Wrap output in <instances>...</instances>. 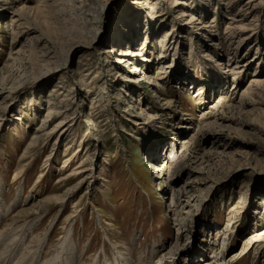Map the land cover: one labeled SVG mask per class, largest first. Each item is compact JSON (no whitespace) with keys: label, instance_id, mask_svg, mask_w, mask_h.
Returning a JSON list of instances; mask_svg holds the SVG:
<instances>
[{"label":"rangeland","instance_id":"rangeland-1","mask_svg":"<svg viewBox=\"0 0 264 264\" xmlns=\"http://www.w3.org/2000/svg\"><path fill=\"white\" fill-rule=\"evenodd\" d=\"M244 1L0 0V264H264V0L233 29Z\"/></svg>","mask_w":264,"mask_h":264},{"label":"bare ground","instance_id":"bare-ground-1","mask_svg":"<svg viewBox=\"0 0 264 264\" xmlns=\"http://www.w3.org/2000/svg\"><path fill=\"white\" fill-rule=\"evenodd\" d=\"M40 2V4H38L36 7H29L28 5H21L20 7H19V10H16L15 12H14V15L15 16H17L19 19H28L30 16H31V14L32 13H37L38 11H47V9H49V8H52L53 9V7L55 8V6L54 5H56L57 4V2H58V0H39ZM257 0H245L244 1V3H239L238 4V6H237V8H236V5H227V9L228 10H231V11H233V13L231 14L232 16H230L228 19L232 22V24H234V23H239V24H234V26H233V29H237V28H241V26H243V25H246V23L244 24V20H246L245 19V14H249L250 13V11H251V9L253 8V7H255V5H256V3H254V2H256ZM60 2V1H59ZM62 3V2H61ZM60 3V4H61ZM59 7V6H58ZM50 10V9H49ZM245 10H247L248 12H246ZM45 13V12H44ZM240 65V64H239ZM260 80H257V79H253V81H252V85L251 86H253V88H251V87H249L248 89H247V91H246V93H251V92H255L256 91V89L254 88L255 86L256 87H259V85H260V82H259ZM261 86V85H260ZM245 93V94H246ZM51 112V111H50ZM56 112V111H55ZM58 112H60V111H57V113ZM66 124V120H62V121H60L57 125H56V127H58V126H60L61 125V127L63 126V125H65ZM55 127V128H56ZM67 127V126H66ZM55 128H53L50 132H46V134L48 133V134H51L52 132H54V130H55ZM65 129V128H64ZM47 134V135H48ZM22 137V136H21ZM36 137V136H35ZM37 138V137H36ZM36 141V140H35ZM107 170H108V168H107V166L106 165H104L102 168H101V171H102V173H106L107 172ZM78 173V171H76V174ZM107 174V173H106ZM41 176V175H40ZM39 176V177H40ZM69 176H72V174H70ZM164 176V172H163V174L162 175H157V178H162ZM227 226H230L229 225V223L227 224ZM1 236V235H0ZM195 253H199L198 251H194ZM6 254V253H5ZM120 256V255H119ZM191 257H190V255H189V259H190ZM193 258V257H192ZM195 258V257H194ZM127 262L126 263H130L129 261H128V259L126 258L125 259ZM208 264H210V263H208Z\"/></svg>","mask_w":264,"mask_h":264}]
</instances>
